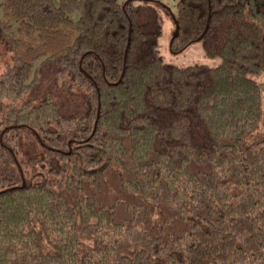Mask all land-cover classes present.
<instances>
[{
    "label": "trees",
    "instance_id": "trees-1",
    "mask_svg": "<svg viewBox=\"0 0 264 264\" xmlns=\"http://www.w3.org/2000/svg\"><path fill=\"white\" fill-rule=\"evenodd\" d=\"M157 6L0 0V264H264V0Z\"/></svg>",
    "mask_w": 264,
    "mask_h": 264
},
{
    "label": "rangeland",
    "instance_id": "rangeland-1",
    "mask_svg": "<svg viewBox=\"0 0 264 264\" xmlns=\"http://www.w3.org/2000/svg\"><path fill=\"white\" fill-rule=\"evenodd\" d=\"M125 2L127 0H120ZM160 1L170 8V12L166 13L160 6V15L162 17V34L159 38V50L163 57V60L167 63H171L177 66L185 67L189 65H207L215 67L221 63L220 57H209L203 47L202 41L198 40L190 44L186 49L181 52H173L171 50V40L176 31V24L174 21V15L177 12V4L179 0H156ZM2 16V10L0 7V18Z\"/></svg>",
    "mask_w": 264,
    "mask_h": 264
},
{
    "label": "water",
    "instance_id": "water-1",
    "mask_svg": "<svg viewBox=\"0 0 264 264\" xmlns=\"http://www.w3.org/2000/svg\"><path fill=\"white\" fill-rule=\"evenodd\" d=\"M177 35V31H176V33H175V36Z\"/></svg>",
    "mask_w": 264,
    "mask_h": 264
}]
</instances>
